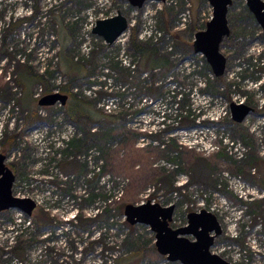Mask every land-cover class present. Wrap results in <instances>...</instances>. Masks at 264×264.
Returning <instances> with one entry per match:
<instances>
[{"label":"rangeland","instance_id":"1","mask_svg":"<svg viewBox=\"0 0 264 264\" xmlns=\"http://www.w3.org/2000/svg\"><path fill=\"white\" fill-rule=\"evenodd\" d=\"M118 12L129 28L107 44L92 32V22ZM212 15L209 0H149L142 7L129 0H0V87L14 92L11 101L0 97V153L15 174L13 194L37 203L31 216L15 208L0 212V264H118L128 257L129 264H183L159 253L148 225H131L123 216L126 204L147 201L174 205L173 228L186 226L190 212H212L222 233L211 251L233 264H264L263 28L248 0H233L231 32L220 45L226 71L216 81L193 45L194 27L205 30ZM24 16L30 20L12 33L4 30ZM133 27L140 41L169 55V67L138 74V56L129 48ZM5 34L12 64L2 47ZM63 55L86 69L72 91L115 115L90 131L74 123L61 102L47 110L39 105L42 120L29 123L17 105L23 90L15 86L14 63L50 70L49 92L33 88L38 101L69 81L59 68ZM208 81H216L214 88ZM232 102L254 110L236 122ZM199 122L206 124L194 125ZM73 138L74 147L68 144ZM152 186L156 191L147 196ZM98 207L110 209L108 221L69 223L77 212L94 216ZM47 213L53 226H37L34 216ZM103 233L109 250L101 254V242H90ZM16 243L25 249L21 256L12 251Z\"/></svg>","mask_w":264,"mask_h":264},{"label":"water","instance_id":"2","mask_svg":"<svg viewBox=\"0 0 264 264\" xmlns=\"http://www.w3.org/2000/svg\"><path fill=\"white\" fill-rule=\"evenodd\" d=\"M129 1L133 7H142L149 0ZM209 2L213 7V15L206 29L195 34L194 50L206 57L215 76L220 77L224 75L227 66V58L221 53L220 45L231 32L228 12L233 0H209ZM248 6L262 26L264 34V1L248 0ZM128 28V18L118 12L115 16L98 19L92 32L102 37L107 44H113ZM67 98V94L57 91L42 96L38 104L52 106L61 102L64 105ZM253 110L246 103H231L232 118L236 122H243ZM5 160L6 156L0 153V212L15 208L31 216L37 203L30 197L13 194L15 174L6 165ZM174 209V205L162 206L151 201L138 205L128 203L124 207V215L131 225L138 223L148 225L155 232L157 250L169 260L183 264H233L211 251L215 238L222 233L216 215L206 209H202L201 212L193 211L188 214L186 226L173 228L170 222ZM187 235H193L195 239L192 240Z\"/></svg>","mask_w":264,"mask_h":264},{"label":"trees","instance_id":"3","mask_svg":"<svg viewBox=\"0 0 264 264\" xmlns=\"http://www.w3.org/2000/svg\"><path fill=\"white\" fill-rule=\"evenodd\" d=\"M37 12H38V7L36 6V11H35L34 16L37 15ZM26 20H30V18L24 16L20 18L19 20H12L11 22L7 24L4 30L7 31L8 33H12L15 26L23 24V22ZM193 32L194 34L198 32L196 27H194ZM6 36L7 35L5 34V37L2 39V45H3L2 47L4 51H6L7 53L6 55L12 58L10 60L8 57L9 64H12L13 56L4 47L6 43ZM129 48L131 51H133L135 57L138 56L139 62H138L137 69H136L138 74L145 72V70L152 71L156 68L169 67L172 64L169 55H165L160 52L158 44L152 45L151 42L144 43L139 40L138 28L136 27L132 28V32L129 38ZM63 51H66V48H63ZM62 59L63 61L61 62V65L59 68L69 77V81L65 84H62L58 89H59V92L68 95L67 101L64 104L65 112L67 113L68 117H70V119L74 123H76L80 128L84 127L88 131H90V128L93 125L102 124L104 120L113 118L115 115L104 113L103 111L98 109L96 107V104L93 102V100L87 99L83 97L82 95L78 93H74L72 91L71 89L72 85L76 81L80 80L82 76L84 77L86 69L82 63L78 62L76 63L77 65L76 64L74 65L72 62L68 61L65 55L62 56ZM14 64L16 66V69L14 72V75H15L14 81L16 84L15 86L16 87L18 86L23 90L22 95L17 99V105L21 107L22 112H26L28 123L29 121L33 119H35L34 121L42 120L40 118V113L38 110L40 106L38 104L37 99L33 97V88L35 85H41L45 89L44 93L49 92L48 88H49L50 82L47 80V76L50 75V70L46 68L45 70L40 72L39 70L34 68L29 63V61H25V60L23 61L18 60ZM120 64H122L120 61H115L113 63V68L114 67L119 68ZM86 76L88 75L86 74ZM222 78L223 76H220V77L215 76L216 81L217 80L223 81ZM214 82L208 81L211 88H214ZM176 96L178 97V95ZM0 97L2 98V100H5V101H11L12 99H14L13 87L7 84L4 87H0ZM179 99L181 100L182 96H180ZM51 108L53 107L44 106V109L46 110L51 109ZM258 112L264 113V108H262ZM200 124L205 125L206 122H203V123L199 122L198 124L194 123L195 126H200ZM12 138H15V135ZM73 139L70 140L71 142L69 141L70 143L68 142V144H70V146L72 147H74L76 143L78 142L77 139H74V140ZM109 211L110 209H107L105 207L103 208L98 207L97 212L94 213V216H91V217H84L82 213L77 212L73 220H69V223L74 224V221L76 220L79 227L83 225H84L83 227H86L87 225H90L91 223L95 221H105V220L108 221ZM50 214L51 213H47V216H45V219L44 217L37 218L38 215H35L34 217H35L36 225L41 226L43 228H45L48 225L53 226V218L49 216ZM40 223H43V224H40ZM125 224L129 226V224H127L126 222ZM104 240H105V233H103L98 240L90 242V246L92 247L97 241L101 242V247H102L101 254H104L105 252L109 250L107 246L103 245ZM91 247L82 249L83 250L82 252L86 251L88 248H91ZM23 250L25 249L23 248L22 244L16 243L12 247V251L18 254L19 256H21ZM131 258L133 257L117 259L116 261L118 264H129ZM61 264H72V263L63 261L61 262ZM101 264H106V261L103 260Z\"/></svg>","mask_w":264,"mask_h":264},{"label":"built area","instance_id":"4","mask_svg":"<svg viewBox=\"0 0 264 264\" xmlns=\"http://www.w3.org/2000/svg\"><path fill=\"white\" fill-rule=\"evenodd\" d=\"M184 20L185 21H182L181 23H180V25H182L183 27H186L187 26V23H186V18H184ZM95 20L92 22V25L91 26H93L94 24H95ZM161 36V32H159L158 33V36H156L157 37V40L159 39V37ZM69 142V141H68ZM243 154H242V151L241 152H239V155H238V157H241ZM156 191V187L155 186H152V187H149L148 188V190H147V196H150L151 194H154V192ZM249 192V194L250 195H253V197L255 196V194L257 193V191L256 190H254V189H251V190H249L248 191ZM252 197V198H253ZM75 216V215H74ZM74 218V217H73ZM20 264H22V263H20Z\"/></svg>","mask_w":264,"mask_h":264}]
</instances>
